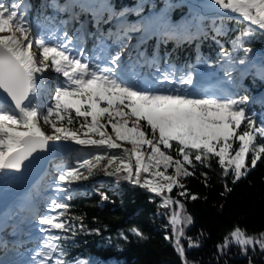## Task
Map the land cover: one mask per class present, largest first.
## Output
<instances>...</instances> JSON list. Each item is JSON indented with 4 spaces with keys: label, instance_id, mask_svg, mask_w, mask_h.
<instances>
[{
    "label": "trees",
    "instance_id": "obj_1",
    "mask_svg": "<svg viewBox=\"0 0 264 264\" xmlns=\"http://www.w3.org/2000/svg\"><path fill=\"white\" fill-rule=\"evenodd\" d=\"M25 4L26 16L33 29L39 27L66 32L71 39L77 37L79 27L87 20L90 41H81L83 47L98 43L116 46L117 40L113 41L108 35L110 30L116 29L123 34L125 29L139 27L128 32L133 37L126 38L120 59L141 77L149 74L151 67L147 65L157 54L161 56V65L154 63V67L174 65L179 73H199L207 81L203 85L229 78L227 66L236 65L243 77L239 83L227 86L226 96L237 99L247 96L249 100L243 105L246 113H254L257 122L264 119V79L257 74L259 68L264 70V30L251 26V34L243 41L244 48H250L251 52L234 49L233 41L249 26V22L242 21L238 14L219 9L211 0H25ZM121 12L123 15L117 18L116 14ZM216 28L221 29V34H217ZM148 34L145 42L137 41ZM222 51L231 54V62L221 55ZM246 55L247 61L240 64L239 60ZM36 56L39 59L41 52ZM140 60H145V64ZM47 75L50 76L47 85L51 84L52 89L63 79L55 72ZM51 100L49 95L48 103ZM72 114L73 125L58 122V126L63 123L75 131L83 118H75L74 111ZM142 130L151 138L150 128L143 127ZM242 130L243 125L238 131ZM107 131L114 136L111 126ZM257 143L264 141L258 137ZM237 147L238 142L233 149ZM161 149L173 159H182L175 150L164 149L163 146ZM142 151L147 153L149 149L145 146ZM250 161L251 153L246 159L247 175L235 182L231 169L227 176L223 175L214 155L204 164L196 161L194 167L185 164L193 175L178 178L183 189L174 185L170 193L166 191L159 195L141 184L107 175L104 170L106 161L93 169L91 175L81 169L88 178L67 185L58 177L62 171L78 164L70 157V163L65 167H52L37 190L38 211L19 214L23 237L2 243L0 253L9 249L21 251L38 247L46 235H58L63 239L56 243L65 250L67 255L64 258L70 264L75 260H86L89 264H264V250L259 244L246 246V249L235 243L222 247L224 238L236 227L250 236L259 237L264 233V155L254 168ZM115 167L113 164L107 170L113 171ZM160 170L164 171L163 166ZM165 175H174V167L168 168ZM142 176L153 178L150 173H142ZM181 191L186 195L180 196ZM102 194L107 199L102 198ZM165 197L179 201V204L172 203L165 208ZM53 199H65L69 205L60 219L71 224V230H55L47 234L40 231L43 226L39 224L38 217L50 214V201ZM180 204H183V210ZM173 212L182 218L179 227L184 232L180 238L183 257L175 247V232L171 224ZM188 216L191 223L184 220ZM36 231L40 232L39 235L29 238ZM188 238L194 246L189 247Z\"/></svg>",
    "mask_w": 264,
    "mask_h": 264
},
{
    "label": "snow or ice",
    "instance_id": "obj_2",
    "mask_svg": "<svg viewBox=\"0 0 264 264\" xmlns=\"http://www.w3.org/2000/svg\"><path fill=\"white\" fill-rule=\"evenodd\" d=\"M211 3L249 22L233 45L234 49L251 52L250 48H244L243 41L251 34L252 25L264 30V0H211ZM24 4L25 0H11L10 3L0 0V33H8L0 35V172L20 171L34 153L49 150V142L71 140L77 145L92 146V159H85L62 171L59 181L71 185L87 179L81 169L91 175L93 169L106 161L104 170L107 175L141 184L160 194L165 189L170 193L174 185L183 189L178 178L193 175L185 164L193 167L194 161L204 164L214 155L223 175L227 176L231 169L235 182L247 175L246 159L250 153L252 168L264 155V143H257L258 137L264 141V119L257 122L254 113H246L243 105L249 100L247 96L238 99L232 96H196L190 91L194 87L191 72L177 77L175 67L140 87L138 74L120 59L128 32L135 31V28L125 29L123 35L116 34L115 48L109 49L103 58L104 63L111 66H102L84 58L82 51L74 45L70 47L73 44L71 39L65 42L58 37L51 41L34 32ZM116 15L122 16L123 13ZM215 31L221 34L220 28ZM63 35L67 37L66 32ZM34 45L41 52L39 59L33 51ZM221 55L231 62L230 53L222 51ZM246 61L247 55L239 63ZM50 72L63 77L51 91L47 85ZM45 95L52 96L47 106L43 99ZM73 111L75 118H83L79 127L73 131L63 123L58 126V122L73 125ZM41 119L53 130L51 134L42 130ZM141 122L145 123L142 125ZM242 125L243 130L238 131ZM108 126H111L114 136L108 133ZM143 127L150 128L151 138L142 130ZM81 134L85 138H81ZM89 134L98 135L100 139L91 138ZM117 141L130 143L132 148H122ZM237 142L238 147L233 149ZM145 146L149 149L147 153L142 151ZM161 146L175 150L182 159H173ZM114 149L121 151L109 155ZM125 160L128 162L124 163ZM116 161L119 164L113 171H108ZM161 166L164 171L160 170ZM170 167H174V175H165ZM142 173H150L153 178H145ZM155 177L162 178L165 183L156 182ZM179 195L185 196L186 192L181 191ZM102 198L107 199L103 194ZM191 198L196 199L195 196ZM172 203L179 204V201L165 197L163 206L167 208ZM179 207L181 210L184 208L183 204ZM68 209L65 199L50 201V214L39 219L43 226L40 231L47 234L55 230H71L73 226L60 219ZM184 220L191 223L190 216ZM181 223L180 214L173 212L171 224L175 232V247L183 257ZM132 231L141 235L136 229ZM62 239L58 235H46L32 255L31 264H70L64 258L67 253L56 243ZM188 239L189 247L194 246L191 238ZM230 243L245 246V249L259 244L264 250V233L259 237L250 236L236 227L224 238L222 247ZM72 264L89 262L75 260Z\"/></svg>",
    "mask_w": 264,
    "mask_h": 264
},
{
    "label": "rangeland",
    "instance_id": "obj_3",
    "mask_svg": "<svg viewBox=\"0 0 264 264\" xmlns=\"http://www.w3.org/2000/svg\"><path fill=\"white\" fill-rule=\"evenodd\" d=\"M24 6H27L26 4H24ZM53 6H55L53 4ZM116 17H120L119 15H116ZM117 19V18H116ZM139 29V27L136 28V30ZM34 32H36L39 35H44L46 39H49L51 41H55L56 38H62L64 39L65 42H67V39H70L69 37H64V33L61 31H54V30H49V29H41V28H35ZM0 35H8V33H0ZM128 36L130 37L131 34H128ZM81 38L87 39V28L85 26L81 27V32L79 33L78 37H76L77 39L72 40L73 44L70 45L71 46H75L76 48H79L82 53H83V57L86 59L91 60L93 63H100L102 66H111V65H106L104 63V57L107 56L108 53V47L106 46H102V45H97L94 46L91 51H89L87 48L82 47L81 44H79V40ZM139 42H145L148 39V36L142 37V38H138ZM33 51L38 54L40 50L36 49L35 45L33 47ZM96 57H100V60H96ZM159 58V57H158ZM145 61V60H142ZM151 64V62L149 63V65ZM200 64V63H199ZM148 65V66H149ZM171 67H175L176 71V76H180L182 73H179V69L176 68V66L174 65H166L164 66V68H159V67H154V69H152L149 74L147 75V77H140L139 75L137 76V78L140 80V87H143L145 85V83H151L157 76L162 75V73L164 71H168L170 70ZM227 70L229 71V78H225L222 80H219L218 82L212 83V84H207V85H203L204 83H207L206 80H203L202 77L199 75V73H195V75H193V80H194V87L192 89H190V91L193 92L194 95L196 96H200L211 93L215 96H226V89L227 86L230 83H239L241 81V78L243 77L241 71L239 70V68L236 65H232L229 64L227 66ZM157 69H159L160 71L158 72ZM259 76L261 78L264 79V70L259 68L258 69V73ZM40 125L42 127V130L45 131L46 133L51 134L53 132V130L50 128V126H48L47 124H44L43 120L41 119ZM91 136V138L94 139H100V137L98 135H94V134H89ZM81 138H85L82 134H81ZM71 141V140H69ZM73 142V141H72ZM117 143L121 144L122 148H127V149H131L132 145H128L127 143H125L124 141H117ZM81 146V150L80 152H78L75 158V161L77 163L82 162L85 159H92V153L94 151L92 146ZM113 153H112V152ZM120 149H114V150H110V152L108 154H119L120 153ZM100 154H103V152L101 151ZM58 161V160H57ZM128 161L125 160L124 163H127ZM64 164L63 161L61 162H57L55 164H53L55 169H60L61 165ZM113 164H115L116 166L119 164V161L114 162ZM145 178H151L150 176L145 177ZM156 180V182L159 183H165V181L162 180V178L160 177H155L154 178ZM167 189H165L162 193H160L159 195L163 194L164 192H166ZM153 193V192H152ZM157 194V193H154ZM22 209H20L21 211ZM16 212L15 216L12 217V221L16 220L18 217H16L18 215V213L20 212ZM17 221V220H16ZM18 223L14 227L12 226L8 232H6L5 234H7V236L9 235L11 238H20L21 235V230H20V225L21 222L17 221ZM39 233L35 232V234L33 235V237H36ZM37 246L31 249H27V250H22V251H16V250H9L6 251L1 257H0V264H31V257L34 254L35 250H37Z\"/></svg>",
    "mask_w": 264,
    "mask_h": 264
},
{
    "label": "water",
    "instance_id": "obj_4",
    "mask_svg": "<svg viewBox=\"0 0 264 264\" xmlns=\"http://www.w3.org/2000/svg\"><path fill=\"white\" fill-rule=\"evenodd\" d=\"M49 143L51 145L49 150L34 153L30 161H25V167L20 171H5L9 177L8 182H19L23 187V191H19L13 197H8V204L11 203V205H13L18 202L19 198L24 197L26 194H34L40 182L46 176V171H48L53 160L64 155L72 154L81 148L74 142L61 141Z\"/></svg>",
    "mask_w": 264,
    "mask_h": 264
},
{
    "label": "bare ground",
    "instance_id": "obj_5",
    "mask_svg": "<svg viewBox=\"0 0 264 264\" xmlns=\"http://www.w3.org/2000/svg\"><path fill=\"white\" fill-rule=\"evenodd\" d=\"M8 181H9L8 174L4 175V179L0 178V201L2 202H5L6 198L14 196L16 193H18V191H23V187L19 182L16 183L13 181L10 182ZM32 199L33 198L32 196H30V194H26L24 197L19 198L18 202L14 203L12 206L9 205L6 210H0V230L3 226H5V224L9 223L15 211H18V209H23V208H32L33 207Z\"/></svg>",
    "mask_w": 264,
    "mask_h": 264
}]
</instances>
